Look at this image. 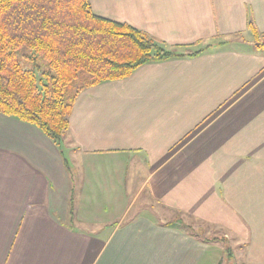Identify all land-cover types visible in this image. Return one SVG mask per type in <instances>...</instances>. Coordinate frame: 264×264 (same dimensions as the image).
<instances>
[{
	"label": "crops",
	"instance_id": "obj_1",
	"mask_svg": "<svg viewBox=\"0 0 264 264\" xmlns=\"http://www.w3.org/2000/svg\"><path fill=\"white\" fill-rule=\"evenodd\" d=\"M89 1L208 48L84 90L62 151L0 113V264H264V0Z\"/></svg>",
	"mask_w": 264,
	"mask_h": 264
},
{
	"label": "trees",
	"instance_id": "obj_2",
	"mask_svg": "<svg viewBox=\"0 0 264 264\" xmlns=\"http://www.w3.org/2000/svg\"><path fill=\"white\" fill-rule=\"evenodd\" d=\"M248 29L254 48L264 53V32L253 21ZM207 48L168 47L129 24L96 15L89 0H0V113L38 128L62 151L84 90L126 79L148 63L196 57ZM69 203L72 216L74 188ZM168 225L199 231L180 216Z\"/></svg>",
	"mask_w": 264,
	"mask_h": 264
},
{
	"label": "rangeland",
	"instance_id": "obj_3",
	"mask_svg": "<svg viewBox=\"0 0 264 264\" xmlns=\"http://www.w3.org/2000/svg\"><path fill=\"white\" fill-rule=\"evenodd\" d=\"M25 51H26V49H23V50H21V52L19 53V56H22L24 53H25ZM33 65V64H32ZM24 66L26 67V68H30L31 67V64H24ZM177 217V216H176ZM176 219V218H175ZM181 219H182V217H181ZM182 222L185 224V225H187V226H191L190 228L193 230V229H195V230H201V232H203V235H204V233H205V231H203L206 227H205V225L204 224H198V223H196V222H194V221H191V220H187V222L185 223L184 221H183V219H182ZM195 225V226H194ZM220 264H226V262H225V259L220 263Z\"/></svg>",
	"mask_w": 264,
	"mask_h": 264
}]
</instances>
